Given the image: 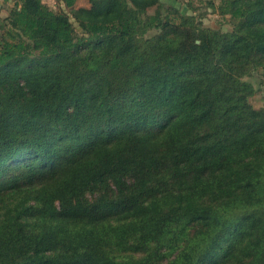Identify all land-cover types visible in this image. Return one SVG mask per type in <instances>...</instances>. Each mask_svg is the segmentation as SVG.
<instances>
[{"label": "trees", "instance_id": "16d2710c", "mask_svg": "<svg viewBox=\"0 0 264 264\" xmlns=\"http://www.w3.org/2000/svg\"><path fill=\"white\" fill-rule=\"evenodd\" d=\"M12 1L0 264H264V0Z\"/></svg>", "mask_w": 264, "mask_h": 264}, {"label": "rangeland", "instance_id": "374dc122", "mask_svg": "<svg viewBox=\"0 0 264 264\" xmlns=\"http://www.w3.org/2000/svg\"><path fill=\"white\" fill-rule=\"evenodd\" d=\"M53 8L59 6L57 0H44ZM166 4H174L181 9L185 14H196L203 15L202 21L205 27L223 28L229 30L232 25L229 22V16H222L217 11H214L211 6H208L206 0L200 2V0H164ZM193 2V5L198 7L197 11H194L192 7L187 4ZM12 0H0V15H5L9 7L12 5ZM88 0H78L77 6L88 5ZM199 17V16H198ZM74 20V19H73ZM256 78L253 76L246 77L247 80L251 81L255 87V93L251 96V101L255 107L259 108L264 106V74L257 72Z\"/></svg>", "mask_w": 264, "mask_h": 264}]
</instances>
